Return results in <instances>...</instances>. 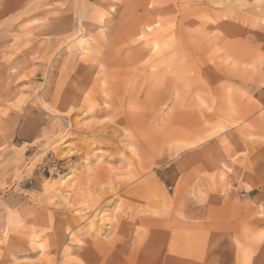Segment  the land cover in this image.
<instances>
[{
    "label": "rangeland",
    "instance_id": "obj_1",
    "mask_svg": "<svg viewBox=\"0 0 264 264\" xmlns=\"http://www.w3.org/2000/svg\"><path fill=\"white\" fill-rule=\"evenodd\" d=\"M0 264H264V0H0Z\"/></svg>",
    "mask_w": 264,
    "mask_h": 264
}]
</instances>
